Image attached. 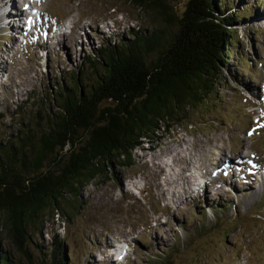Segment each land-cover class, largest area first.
I'll return each instance as SVG.
<instances>
[{
    "label": "rangeland",
    "instance_id": "1",
    "mask_svg": "<svg viewBox=\"0 0 264 264\" xmlns=\"http://www.w3.org/2000/svg\"><path fill=\"white\" fill-rule=\"evenodd\" d=\"M171 3L176 13L185 7ZM228 4L245 16L232 26L237 50L225 57L214 98L143 141L132 167H108L107 178L79 192L76 210L47 212L33 239L36 261H50L59 238L71 264H264V18L256 19L264 0ZM24 5L33 10L17 32L6 35L10 26L0 19V138L41 122L36 110L54 107L51 92L74 72L85 77L106 44L127 42L139 29L162 30L167 44L176 28L134 0ZM223 157L225 171L216 167ZM0 237L10 245L1 227ZM121 238L127 248L117 261L111 253Z\"/></svg>",
    "mask_w": 264,
    "mask_h": 264
},
{
    "label": "trees",
    "instance_id": "2",
    "mask_svg": "<svg viewBox=\"0 0 264 264\" xmlns=\"http://www.w3.org/2000/svg\"><path fill=\"white\" fill-rule=\"evenodd\" d=\"M134 1L176 25L168 43L162 30L139 29L106 44L89 59L93 81L74 72L51 92L54 107L36 110L41 122L0 138V227L10 243L0 237V264H71L59 238L50 261L34 258L47 212L76 210L79 192L107 178L108 167H132L143 141L214 98L225 57L237 50L232 26L245 14L231 12L228 0H175L185 4L180 13L171 0Z\"/></svg>",
    "mask_w": 264,
    "mask_h": 264
},
{
    "label": "bare ground",
    "instance_id": "3",
    "mask_svg": "<svg viewBox=\"0 0 264 264\" xmlns=\"http://www.w3.org/2000/svg\"><path fill=\"white\" fill-rule=\"evenodd\" d=\"M17 2H18V4H17ZM27 4L28 3V5H29V3H30V0H23L22 2H20V0H17V1H15V0H0V7H1V5L2 6H4V7H6V10L5 11H1L0 12V19H4V20H6L7 21V24H8V26H10V28H2L3 27V25H2V20L0 21V27L2 28V30H3V32H5L6 33V35H11V34H13V33H15V32H17L20 28H21V20H22V18L26 15L27 17H28V15H31L30 13L32 12L31 10H33V7L31 8V6H30V8L29 7H26L24 4ZM24 11H25V14H24ZM263 11V12H262ZM259 12H262V14L261 15H264V7L263 8H261L260 10H257V13H256V19H257V21L259 20V21H261V20H263V18H264V16H262V17H260V14H258ZM14 16V17H13ZM16 16V17H15ZM23 16V17H22ZM29 18V17H28ZM17 21L18 23H16V25L14 24V21ZM23 23V22H22ZM4 27H6V26H4ZM13 29H12V28ZM60 36V34L59 33H57L56 35H55V38L56 37H59ZM76 39V38H75ZM61 41V40H60ZM0 70H3V62H1L0 63ZM178 151V150H177ZM176 154H178L177 152H176ZM244 157V156H243ZM226 158L225 157H223V158H221L217 163H216V167H217V169H223L224 167V164H225V160ZM233 163V161H231V162H228L227 163V166H230L231 164ZM245 164V163H244ZM225 168H226V166H225ZM225 168L222 170V171H225ZM258 168V167H257ZM221 171V170H220ZM209 173L211 174V175H213V172L210 170L209 171ZM218 175V174H217ZM186 179H188V181H189V178L186 176L185 177ZM217 180H218V178H217ZM234 181H236V178L234 179ZM251 182H249V184H250ZM250 185H253V184H250ZM235 188V187H234ZM252 188V187H251ZM248 188L247 187H245V190H247ZM195 190V189H194ZM220 192V191H219ZM106 244H108V242L107 241H104ZM103 242V243H104ZM113 251V250H112Z\"/></svg>",
    "mask_w": 264,
    "mask_h": 264
}]
</instances>
